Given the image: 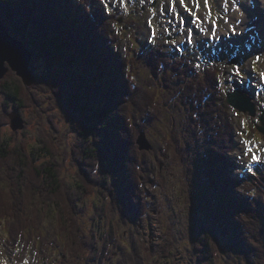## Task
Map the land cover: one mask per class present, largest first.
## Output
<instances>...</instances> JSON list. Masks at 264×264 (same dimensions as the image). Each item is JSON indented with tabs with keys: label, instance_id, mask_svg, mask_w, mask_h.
<instances>
[{
	"label": "trees",
	"instance_id": "obj_1",
	"mask_svg": "<svg viewBox=\"0 0 264 264\" xmlns=\"http://www.w3.org/2000/svg\"><path fill=\"white\" fill-rule=\"evenodd\" d=\"M0 15L9 31L45 62L40 88L53 90L73 129L87 136L72 150L77 172L69 182L62 175L54 137L39 136L27 149L24 141L11 147L0 133V225L5 242L22 248L27 244L36 252L58 249L59 264H101L96 232H86L80 221L81 203L92 196L100 218L118 216L140 229L153 218L154 209L170 216L167 191L176 179L182 207L188 210L185 223H193L191 232L198 235L192 250L195 264L218 262L213 245H219V237L226 239L227 255L264 262V176L260 188L231 174L232 117L210 72L190 80L193 70L188 64L172 65L161 49H153L144 55L145 79H138L140 54L121 58L119 50H112L110 42L119 45L120 36L110 28L112 15L95 1L0 0ZM11 79L8 86L0 85V92L14 108L31 97L39 102ZM173 79L182 81L174 84ZM165 111L174 119L166 118L169 136L164 134V147L138 150V132H157L165 125ZM183 113L191 122L189 129L174 122ZM161 161L165 168L157 170ZM254 186L255 192H245ZM162 221L171 230V219L163 216ZM117 229L114 236L105 234L106 253L115 241L120 244L112 239ZM173 242L171 232L164 234L159 246L141 243L149 254L132 249L118 262L137 264L144 258L157 264L155 256L168 259Z\"/></svg>",
	"mask_w": 264,
	"mask_h": 264
},
{
	"label": "rangeland",
	"instance_id": "obj_2",
	"mask_svg": "<svg viewBox=\"0 0 264 264\" xmlns=\"http://www.w3.org/2000/svg\"><path fill=\"white\" fill-rule=\"evenodd\" d=\"M26 1V0H25ZM217 1V0H216ZM223 1V0H219ZM263 2V3H259ZM232 0H229V5L232 3ZM132 5V3H131ZM240 8L243 10H247V8L252 7V10L255 8L260 9L257 10L258 13H261L262 16L260 17V14H253V11L251 13V19L258 23L260 26V31L257 33V35H252L251 37L257 36L262 37L264 35V0H241L240 1ZM247 7V8H246ZM1 17V15H0ZM134 17H137V14L133 15V19L135 21H138V19H135ZM247 18V17H246ZM248 19V18H247ZM245 20V23L248 22V20ZM133 30H135L132 27ZM11 30V29H8ZM125 32H128V30L125 29ZM148 32L144 29L138 32V35L140 37L141 43H146L147 38L145 34ZM133 41L134 39H137V37H132ZM250 40V37H248V34L244 33L242 30H240V35L237 34L236 41L238 43L243 44V42L246 39ZM253 41H256V39H252ZM263 43V46L257 47V44L254 43L256 52H264V41H261ZM137 46V45H135ZM134 46V47H135ZM244 45H241L240 47H243ZM138 48V47H137ZM252 57V56H251ZM40 60V59H39ZM37 58H33L30 60V63L28 65V71L33 75L32 84L27 86L24 84L22 78L16 73V71L12 70L10 67L7 71L3 74L2 77H0V85H7L9 83H13V78L17 83L19 82L20 88H23L22 91L27 92V96H33L34 94L39 98V102L33 103L32 97L30 99L22 100V106L17 107L16 110H14L13 103L10 101L9 98H6V96L3 93H0V118L4 120V123L0 124V133L2 138L5 140L7 139L11 147H15L20 141H24L27 144V149L35 144L38 140V137H44L45 134L51 135L55 137L56 144L58 148L65 147L64 151H59V155L61 159L63 160L62 164V175L63 177L68 180L69 182L73 181L75 171L77 172L75 161H73L72 156V148H75V144H78L79 139L77 138L76 134L72 131L71 126L69 124V116L65 112L64 107H62V104L58 103L57 96L54 94L53 90L48 89H42L38 84H35L36 78L34 77L33 73L42 74V66L38 65ZM226 65L230 67V63L225 61ZM6 66H8L7 63H5ZM140 72L138 73V79H141V75L146 73L147 68L144 66H140ZM43 79V78H42ZM41 79V80H42ZM33 86V87H32ZM32 90L33 92H30ZM48 93V94H47ZM24 96L26 93H22ZM15 111V112H14ZM14 112V113H13ZM15 114L20 118L19 125L16 126V123L13 122L12 128L10 127V117L9 115ZM235 131H234V141L236 148H242V144L240 143L239 139L240 136L237 135V133H240L242 131V128L240 126V121H238L235 124ZM264 128V124H262ZM16 127V128H15ZM239 128V131L237 129ZM264 130V129H263ZM155 134V140H153V143L157 145L156 140L158 142V136L159 131L153 132ZM150 138V135H149ZM159 144V142H158ZM155 145V146H156ZM158 148V147H156ZM236 155L233 153V158H235ZM163 165V166H162ZM164 163L159 164V167L156 169L164 170ZM241 167L239 166V162L237 161V168H235V173H237ZM180 189H179V183L176 179H173L169 182V189H168V198H169V208L170 212L172 213V222H173V231L176 235V241L178 242L175 244V247H171V249H168L169 255L168 259L162 260L159 255H156L154 258V261H157V264H192L196 262L193 258L190 256L193 254L192 250L194 247V240L197 236L194 237L192 240L189 236V238H186L184 235V230L187 229V224L185 223V220L183 219L185 213H188V210L186 208H183V202L180 199ZM94 197H90L85 201V204L81 203V206L84 208L83 212L80 215V221L82 222L84 226V230L86 232H91L92 229L96 232V234L99 235V238L97 235L95 236L96 239V245L98 250L102 249V252L100 255L101 258V264H119V258L122 257L123 252L128 253L132 251V249L139 250V253L141 254H149L150 251L145 250L141 248V243H146L147 246L154 245V242L160 241L159 234L161 233L162 228L158 225L161 224V218L157 217V214H153L154 219L149 222L150 227L147 232L145 230L140 229V231L136 232L138 229L134 224L129 223L128 221H122L119 219L118 216L115 218L112 217V219H109L110 217H102L100 218L96 212L94 211ZM183 214V215H182ZM156 223V224H155ZM159 223V224H158ZM188 223V222H187ZM154 224V225H153ZM116 225H118L117 229V236L119 232V239L120 244L119 246L116 245V241L113 240L114 246L110 247V251H112L111 254L109 252L106 253V249L104 246L105 234L109 232V234L113 235L114 231H116ZM132 232H136L137 234L141 233V239L136 240L137 242H133L131 240ZM136 234V236H137ZM114 239V237H112ZM29 240H27L26 243ZM193 241V242H192ZM211 242V240H210ZM2 243H4L2 246ZM214 246V245H213ZM225 244L221 246H217V249L219 251L220 257L218 258V264H250L248 260H244L240 257H237L236 254L234 255H227L228 248L223 247ZM50 252L49 249L38 252L37 256L33 252L32 248L27 249L26 251L23 250L19 254H16L15 247L8 242H4L3 234H0V264H46V260L44 258H40L43 253L47 256V253ZM105 255H108L109 257H103ZM110 255H112L110 257ZM25 256V261L21 263L18 262V259L20 257ZM57 251L52 253L51 256H48V259L52 262H55L57 260ZM56 259V260H55ZM228 260V261H226ZM149 261L142 259L141 263L137 264H150ZM257 264H264V262H260Z\"/></svg>",
	"mask_w": 264,
	"mask_h": 264
},
{
	"label": "snow or ice",
	"instance_id": "obj_3",
	"mask_svg": "<svg viewBox=\"0 0 264 264\" xmlns=\"http://www.w3.org/2000/svg\"><path fill=\"white\" fill-rule=\"evenodd\" d=\"M154 3V0H139V3L141 5L145 3ZM99 3L101 5L102 11H104L108 16L113 15V5H118L119 7L123 8L125 7L126 0H99ZM217 4L219 7H221L222 11L224 13H227L229 11V0H224L223 4H219V0H217ZM203 6V10L202 9ZM179 9V11L177 10ZM162 11L170 12L172 13L173 20L178 19V24L173 26V30L176 32H183L184 40L188 44H193L196 40V33L194 32V29L196 32H198L201 35V38L205 42H210L213 40H218L220 38L219 35V28L220 23L222 22L224 25L228 26V32L231 34H235L236 29L233 25L240 23L238 20H232L229 21L224 16H221L217 14V16L212 15V8L210 5V0H168L167 5L165 9ZM182 13H186L190 17V27H185V21L184 16ZM151 15L155 17L157 15V9L154 7L151 10ZM173 20H168L167 23L169 25H173ZM145 25L147 29H149V42L151 43L156 39L157 32H156V26L153 24L152 19H147L145 21ZM207 25V27H205ZM162 32L167 33L169 37L172 36V31L169 30V28L163 27L160 25ZM171 44L175 45L177 43L176 40H170ZM183 43V41H181ZM261 57L259 55L255 56V58L247 65V70L249 72H255L256 71V64L259 62ZM200 65H195L196 69H200ZM205 75H208V70L206 69ZM258 77L260 82H264V71H260L258 73ZM234 78H239V81L242 83L244 79V65L231 62V68L229 71L224 74V83H228L229 81L233 80ZM214 84H219L220 79L219 75L213 72L212 76ZM233 93H235V89H232ZM261 113H264V107H261L260 109ZM233 114L239 115V112H237L235 109L233 110ZM258 123V121H257ZM240 126L246 127L244 121L240 122ZM239 136H243L244 133L240 132L237 133ZM242 143L244 145V148L242 150V156H250L251 160L246 167L248 168V171L250 173L253 172V165L256 164H264V160H262L261 156L257 155L256 152L253 150L252 145L248 140H242ZM264 151V149H262ZM254 174V173H253Z\"/></svg>",
	"mask_w": 264,
	"mask_h": 264
},
{
	"label": "water",
	"instance_id": "obj_4",
	"mask_svg": "<svg viewBox=\"0 0 264 264\" xmlns=\"http://www.w3.org/2000/svg\"><path fill=\"white\" fill-rule=\"evenodd\" d=\"M31 60V52L17 39L13 38L0 20V77L3 76L9 66L22 78L24 84L29 85L33 76L28 71V65ZM7 63L9 66H6ZM229 101L232 105L244 110L249 108V103L245 98L235 94L230 95ZM11 122L19 125L20 118L15 114L10 116ZM16 128V127H15ZM138 143L141 148H149L144 136L138 137Z\"/></svg>",
	"mask_w": 264,
	"mask_h": 264
},
{
	"label": "bare ground",
	"instance_id": "obj_5",
	"mask_svg": "<svg viewBox=\"0 0 264 264\" xmlns=\"http://www.w3.org/2000/svg\"><path fill=\"white\" fill-rule=\"evenodd\" d=\"M78 1L79 0H76L75 1V3H78ZM259 3H263V2H260V1H258ZM247 8V7H246ZM258 9H260V7H258ZM258 9H254V10H252V7H250V8H247V13L249 12H252L253 11V14H260V17L262 16V14L261 13H258L257 12V10ZM85 10V9H84ZM242 12H244V11H242ZM249 16H251V15H249ZM61 24V23H60ZM126 28V27H125ZM126 30H127V28H126ZM147 42H148V39H147ZM141 51L142 52H144L143 53V55H145L146 54V52H145V49H144V47H142V49H141ZM59 56V55H58ZM56 58V57H55ZM121 58H123V57H121ZM225 61H227L228 62V60L226 59ZM52 62V61H51ZM51 65V64H50ZM9 66V65H8ZM46 66V65H45ZM10 67V66H9ZM13 70V69H12ZM136 78V77H135ZM148 80H150V78H148ZM151 81V80H150ZM33 87V86H32ZM152 87V86H151ZM48 94V93H47ZM166 117H168V119H174V117L172 116V115H167ZM180 123V122H179ZM159 129H158V131H159V136H158V142H159V144H158V142H157V145L155 146V147H160V148H162V147H164V145H165V142H164V134L166 135V133H165V130H164V127L163 126H159L158 127ZM151 150H156L153 146L151 147ZM10 227V226H9ZM168 227H170L171 228V226L169 225ZM172 229V228H171Z\"/></svg>",
	"mask_w": 264,
	"mask_h": 264
}]
</instances>
